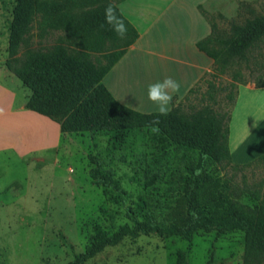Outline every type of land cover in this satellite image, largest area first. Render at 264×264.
Wrapping results in <instances>:
<instances>
[{
	"label": "rangeland",
	"instance_id": "374dc122",
	"mask_svg": "<svg viewBox=\"0 0 264 264\" xmlns=\"http://www.w3.org/2000/svg\"><path fill=\"white\" fill-rule=\"evenodd\" d=\"M205 13L214 26V35L226 39L232 23L264 13V0H214ZM15 0H0V102L15 93L22 100L21 80L8 73L5 60ZM74 11L84 10L76 6ZM34 25L30 38L33 49L52 48L61 30H50L38 37ZM70 40V38H66ZM217 47L216 44H213ZM25 48L19 47V51ZM97 53H93L96 60ZM215 63L210 78L215 73ZM237 79L241 83L235 81ZM219 86L209 98L206 83L180 101L185 112H193L206 102L216 111L228 112L232 101L228 94L239 85L264 82V39L247 51L245 59L233 58L225 73L213 79ZM140 97V96H139ZM177 103V102H176ZM63 139L67 151L47 152L46 161L18 157L0 146V264H66L96 237L98 231L113 233L130 217L143 219L146 213L161 224L171 221L178 198L185 196L189 179L187 166L196 164L199 152L167 139L150 127L120 132H76ZM58 153V152H57ZM95 156L103 173L111 170L124 192L96 183L90 170ZM205 169L218 180L219 211L230 207L227 199L253 204L249 189L264 193V162L243 169H223L208 158ZM229 181L232 192L223 189ZM245 234L241 230L226 233L199 230L192 238L160 236L155 233L125 237L107 246L85 264H243ZM260 264H264V258Z\"/></svg>",
	"mask_w": 264,
	"mask_h": 264
},
{
	"label": "trees",
	"instance_id": "16d2710c",
	"mask_svg": "<svg viewBox=\"0 0 264 264\" xmlns=\"http://www.w3.org/2000/svg\"><path fill=\"white\" fill-rule=\"evenodd\" d=\"M108 2L15 0L5 66L31 90L27 107L58 122L62 132H120L148 128L158 120L159 130L165 138L198 150L199 158L196 164L187 166L189 179L184 186L187 192L177 199L169 223H158L149 213L143 219L130 217L132 223L122 224L111 234L98 231L95 239L66 264H85L107 246L116 245L128 236L135 238L155 233L190 239L199 230L219 233L243 231V264H260L264 258V193L259 189H249L246 195L254 201L253 204L225 198L230 207L227 212H220L219 206L223 205L217 196L220 184L205 169L208 158L223 169H243L264 162V153L244 164L231 162L229 121L237 91L228 94L232 101L228 112L216 111L209 102L193 112H185L180 107L181 101L175 102V96L166 116L159 112H140L121 104L102 83V78L134 43L138 32L119 9L127 25L126 36L118 37L106 24L101 27ZM76 6L84 10L76 12L73 10ZM35 24L38 37L50 30H61L64 37H60L52 48L33 49L30 38ZM211 27V33L197 42L198 48L213 58L216 65L210 78L204 76L201 79L206 83L205 92L209 98L219 87L213 79L225 73L233 58L245 59L247 51L264 39V13L247 19L244 24L232 23L231 35L226 39L215 36L213 24ZM66 38L70 40L66 42ZM21 45L26 49L17 56ZM93 53L98 54L96 60L92 58ZM255 85L264 86V82ZM197 88L198 83L189 93ZM91 159L95 163L90 170L92 179L123 193L111 170L103 173L97 158L91 156ZM222 184L224 190L232 192L229 181Z\"/></svg>",
	"mask_w": 264,
	"mask_h": 264
},
{
	"label": "crops",
	"instance_id": "0c3cea01",
	"mask_svg": "<svg viewBox=\"0 0 264 264\" xmlns=\"http://www.w3.org/2000/svg\"><path fill=\"white\" fill-rule=\"evenodd\" d=\"M114 2L138 32L134 43L102 78L121 104L144 113L158 112L148 100L149 84L169 76L177 80L180 89L174 96L178 103L212 71L214 59L200 50L197 42L211 33L205 9L214 7V0ZM21 88L22 100L15 102V93L10 91L8 101L0 102V146L37 162L46 161L47 152H52V160L57 162L58 154L67 151L63 139L76 132H62L58 122L29 109L31 90L25 85ZM228 145L234 164L250 162L264 153V86L239 85L229 121Z\"/></svg>",
	"mask_w": 264,
	"mask_h": 264
},
{
	"label": "clouds",
	"instance_id": "9594fccd",
	"mask_svg": "<svg viewBox=\"0 0 264 264\" xmlns=\"http://www.w3.org/2000/svg\"><path fill=\"white\" fill-rule=\"evenodd\" d=\"M108 27L120 38H124L127 34V25L121 14H119L118 6L114 0H109L104 10V25ZM180 83L172 77H165L148 85L147 96L148 100L157 106L158 112L161 116L168 115L170 105L174 99V95L179 91ZM159 121H154L150 126L153 133L159 132Z\"/></svg>",
	"mask_w": 264,
	"mask_h": 264
}]
</instances>
